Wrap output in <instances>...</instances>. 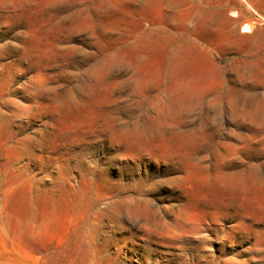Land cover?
Returning a JSON list of instances; mask_svg holds the SVG:
<instances>
[{
	"label": "rangeland",
	"instance_id": "374dc122",
	"mask_svg": "<svg viewBox=\"0 0 264 264\" xmlns=\"http://www.w3.org/2000/svg\"><path fill=\"white\" fill-rule=\"evenodd\" d=\"M248 1L0 0V264H264Z\"/></svg>",
	"mask_w": 264,
	"mask_h": 264
},
{
	"label": "bare ground",
	"instance_id": "6f19581e",
	"mask_svg": "<svg viewBox=\"0 0 264 264\" xmlns=\"http://www.w3.org/2000/svg\"><path fill=\"white\" fill-rule=\"evenodd\" d=\"M248 5H250L248 0H245ZM237 13L234 11L233 15L235 16ZM219 21L224 23H230L232 21V18L227 16L226 14L219 13L218 14ZM252 25L245 24L243 26V30L245 31H251ZM160 80L159 78H157ZM146 83V79H140L139 84L143 85ZM211 90V87L205 83H197V81H194L193 79H189L188 77L182 79L179 83H175L172 87L166 89L165 93L167 95V99L173 103V102H185L189 100V98L194 95L196 97H202L206 92Z\"/></svg>",
	"mask_w": 264,
	"mask_h": 264
}]
</instances>
